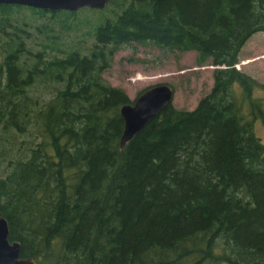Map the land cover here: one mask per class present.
Listing matches in <instances>:
<instances>
[{
	"label": "trees",
	"instance_id": "16d2710c",
	"mask_svg": "<svg viewBox=\"0 0 264 264\" xmlns=\"http://www.w3.org/2000/svg\"><path fill=\"white\" fill-rule=\"evenodd\" d=\"M107 4L82 7L105 12L87 40L72 33L82 8L0 3L9 239L37 264H264V142L253 130L264 83L235 66L264 31V0ZM136 44L220 66L194 108L167 104L121 148L119 109L131 99L102 73ZM27 132L32 142L13 152Z\"/></svg>",
	"mask_w": 264,
	"mask_h": 264
},
{
	"label": "rangeland",
	"instance_id": "374dc122",
	"mask_svg": "<svg viewBox=\"0 0 264 264\" xmlns=\"http://www.w3.org/2000/svg\"><path fill=\"white\" fill-rule=\"evenodd\" d=\"M111 4H105L102 9L109 11ZM103 11L97 9H81L77 19L80 29L73 31L74 38L89 40V28L92 23L99 22ZM21 14L31 16L30 12L22 9ZM77 34V35H75ZM71 39V36L69 37ZM74 41L73 39H71ZM90 42V41H89ZM196 51H162L153 45L136 44L135 48L125 47L117 50L112 63L103 71V76L112 85L122 87L130 99L151 84L167 82L173 89L172 104L175 107L194 108L198 100L206 94L213 84V69L215 65L205 62L197 64ZM243 61H246L242 63ZM235 66L254 76L264 83V31H255L243 44L239 53V61ZM257 94L260 90H257ZM254 133L264 142V122L256 120L253 125ZM30 132L21 136L17 134L13 152L19 151V146H26L33 140ZM22 140V143H20ZM6 160L3 161V164Z\"/></svg>",
	"mask_w": 264,
	"mask_h": 264
},
{
	"label": "water",
	"instance_id": "95a60500",
	"mask_svg": "<svg viewBox=\"0 0 264 264\" xmlns=\"http://www.w3.org/2000/svg\"><path fill=\"white\" fill-rule=\"evenodd\" d=\"M110 0H0V3H18L45 9H66L76 11L82 7L102 8ZM220 66V65H215ZM222 66V65H221ZM174 89L167 82L151 84L131 99V102L120 106L123 128L119 138L121 148L126 142L160 110L172 103ZM0 264H37L32 256L21 255L19 240L9 239V226L0 211Z\"/></svg>",
	"mask_w": 264,
	"mask_h": 264
}]
</instances>
